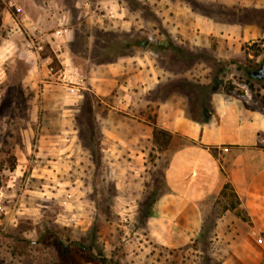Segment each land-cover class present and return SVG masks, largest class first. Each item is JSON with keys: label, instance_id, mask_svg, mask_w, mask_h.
<instances>
[{"label": "rangeland", "instance_id": "1", "mask_svg": "<svg viewBox=\"0 0 264 264\" xmlns=\"http://www.w3.org/2000/svg\"><path fill=\"white\" fill-rule=\"evenodd\" d=\"M263 56L264 0H0V264H217L250 237L240 202L221 188L164 247L152 131L213 91L264 113Z\"/></svg>", "mask_w": 264, "mask_h": 264}, {"label": "crops", "instance_id": "2", "mask_svg": "<svg viewBox=\"0 0 264 264\" xmlns=\"http://www.w3.org/2000/svg\"><path fill=\"white\" fill-rule=\"evenodd\" d=\"M205 109L199 120L180 108L165 107L158 114L160 126L172 134L164 182L176 203L163 205L161 220L157 216L149 224L164 247L189 248L203 229L204 207L228 183L250 224V237L217 264H263L264 113L218 91L209 93ZM252 234L263 241H253Z\"/></svg>", "mask_w": 264, "mask_h": 264}, {"label": "trees", "instance_id": "3", "mask_svg": "<svg viewBox=\"0 0 264 264\" xmlns=\"http://www.w3.org/2000/svg\"><path fill=\"white\" fill-rule=\"evenodd\" d=\"M141 45H143V43ZM152 135L156 139V141L163 142L165 145L168 144L170 138L172 137V134L170 131H167L163 128H158V127L153 128ZM161 139H163V141H160ZM226 188L229 189L228 183H225L223 185V187H222V189H224L223 191H225ZM223 194H225V193L223 192ZM233 195L235 196L234 193H233ZM237 201H238V199H237Z\"/></svg>", "mask_w": 264, "mask_h": 264}, {"label": "water", "instance_id": "4", "mask_svg": "<svg viewBox=\"0 0 264 264\" xmlns=\"http://www.w3.org/2000/svg\"><path fill=\"white\" fill-rule=\"evenodd\" d=\"M249 75L256 80H264V56L259 66L249 71Z\"/></svg>", "mask_w": 264, "mask_h": 264}, {"label": "flooded vegetation", "instance_id": "5", "mask_svg": "<svg viewBox=\"0 0 264 264\" xmlns=\"http://www.w3.org/2000/svg\"><path fill=\"white\" fill-rule=\"evenodd\" d=\"M143 44H144V42H143ZM141 45V44H140ZM251 69H247L246 70V73H247V75H249V71H250ZM250 76V75H249Z\"/></svg>", "mask_w": 264, "mask_h": 264}]
</instances>
